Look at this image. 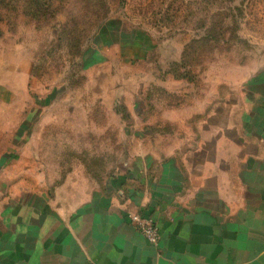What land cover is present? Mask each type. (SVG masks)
Returning a JSON list of instances; mask_svg holds the SVG:
<instances>
[{
  "label": "rangeland",
  "instance_id": "374dc122",
  "mask_svg": "<svg viewBox=\"0 0 264 264\" xmlns=\"http://www.w3.org/2000/svg\"><path fill=\"white\" fill-rule=\"evenodd\" d=\"M247 103L264 114V0H0V157L26 189L78 199Z\"/></svg>",
  "mask_w": 264,
  "mask_h": 264
},
{
  "label": "crops",
  "instance_id": "0c3cea01",
  "mask_svg": "<svg viewBox=\"0 0 264 264\" xmlns=\"http://www.w3.org/2000/svg\"><path fill=\"white\" fill-rule=\"evenodd\" d=\"M247 105L252 122L208 115L196 138L144 150L78 199L71 183L26 189L25 163L1 154L0 264H264V114ZM134 213L154 220L157 246Z\"/></svg>",
  "mask_w": 264,
  "mask_h": 264
},
{
  "label": "built area",
  "instance_id": "2783aa9c",
  "mask_svg": "<svg viewBox=\"0 0 264 264\" xmlns=\"http://www.w3.org/2000/svg\"><path fill=\"white\" fill-rule=\"evenodd\" d=\"M129 218L136 229L151 245L157 246L159 244V229L152 218L146 217L140 213L131 214Z\"/></svg>",
  "mask_w": 264,
  "mask_h": 264
}]
</instances>
